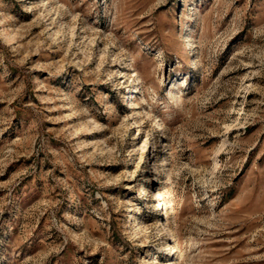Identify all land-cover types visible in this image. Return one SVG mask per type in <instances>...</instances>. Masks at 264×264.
I'll return each mask as SVG.
<instances>
[{"label": "rangeland", "instance_id": "obj_1", "mask_svg": "<svg viewBox=\"0 0 264 264\" xmlns=\"http://www.w3.org/2000/svg\"><path fill=\"white\" fill-rule=\"evenodd\" d=\"M0 264H264V0H0Z\"/></svg>", "mask_w": 264, "mask_h": 264}, {"label": "trees", "instance_id": "obj_2", "mask_svg": "<svg viewBox=\"0 0 264 264\" xmlns=\"http://www.w3.org/2000/svg\"><path fill=\"white\" fill-rule=\"evenodd\" d=\"M233 197V193L229 195L228 199H231Z\"/></svg>", "mask_w": 264, "mask_h": 264}]
</instances>
